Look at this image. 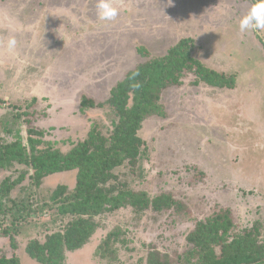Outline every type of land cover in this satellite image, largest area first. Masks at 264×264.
<instances>
[{
	"label": "rangeland",
	"instance_id": "obj_1",
	"mask_svg": "<svg viewBox=\"0 0 264 264\" xmlns=\"http://www.w3.org/2000/svg\"><path fill=\"white\" fill-rule=\"evenodd\" d=\"M250 0H114L120 13L100 21L97 0H0V141L28 152V126L40 148L68 152L95 129L104 135L118 117L111 89L135 67L161 59L180 39L191 55L234 74L232 88L211 86L186 71L161 93V114L144 118L135 165L113 172L123 189L149 198L168 194L180 208L137 211L129 205L95 216L98 227L65 264H107L96 255L117 229L113 264H146L150 251L176 262L191 246L197 220L228 208L234 232L254 227L264 240V30L241 33ZM16 40L9 49L7 40ZM145 55L137 52L138 48ZM82 97L100 104L81 109ZM132 101L128 103L131 105ZM12 162L0 169V258L43 264L27 246L63 231L75 216L58 212L53 195L75 187L76 170L42 178ZM177 264V263H176Z\"/></svg>",
	"mask_w": 264,
	"mask_h": 264
},
{
	"label": "trees",
	"instance_id": "obj_2",
	"mask_svg": "<svg viewBox=\"0 0 264 264\" xmlns=\"http://www.w3.org/2000/svg\"><path fill=\"white\" fill-rule=\"evenodd\" d=\"M251 1V0H250ZM192 39H180L161 59H153L129 70L125 77L110 91L108 104L118 119L113 130L104 135L91 129L87 138L78 142L68 152L62 153L52 147H42L37 132L30 126L28 152L15 148L16 142L4 145L0 141V169L12 162L24 163L33 170L30 178L35 184L46 176L63 171L76 170L75 187L65 196L64 185H59L53 198L58 212L75 218L63 231L54 232L43 243L31 241L27 246L29 255L43 264H65L66 253L82 248L96 231L95 216L125 205L137 211L152 208H180L168 194L149 198L145 192L123 189L117 184L113 170L127 162L135 165L141 155L143 140L138 135L142 121L152 113L161 114V93L169 85H180L182 76L189 71L211 86L232 88L234 74L211 69L191 55ZM264 49V42H262ZM145 55L143 48H138ZM132 101L131 105L128 103ZM100 104L82 97L80 107H97ZM163 111V110H162ZM255 228L234 232L232 216L228 208L221 209L204 220H197L186 239L191 246L179 261L166 253L150 251L146 264H264V240ZM117 229L106 235L96 248V255L113 264L117 258L114 244L119 241ZM0 264H18L17 260L0 258Z\"/></svg>",
	"mask_w": 264,
	"mask_h": 264
},
{
	"label": "clouds",
	"instance_id": "obj_3",
	"mask_svg": "<svg viewBox=\"0 0 264 264\" xmlns=\"http://www.w3.org/2000/svg\"><path fill=\"white\" fill-rule=\"evenodd\" d=\"M119 13L120 9L115 6L114 0H97L96 15L100 21L115 20ZM238 28L241 33L264 30V0H251L247 11L238 19ZM6 45L9 49L14 48L15 38L10 37Z\"/></svg>",
	"mask_w": 264,
	"mask_h": 264
}]
</instances>
